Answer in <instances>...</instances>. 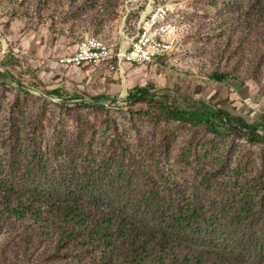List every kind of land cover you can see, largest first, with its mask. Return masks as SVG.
I'll return each instance as SVG.
<instances>
[{"label": "trees", "instance_id": "16d2710c", "mask_svg": "<svg viewBox=\"0 0 264 264\" xmlns=\"http://www.w3.org/2000/svg\"><path fill=\"white\" fill-rule=\"evenodd\" d=\"M222 2L229 9L239 3L251 20L236 21L220 8L212 26L221 30L213 55L221 61L255 48L257 63L249 67L263 71L264 0ZM235 26L236 35L224 33ZM18 59L11 56L5 64L17 66ZM239 68L214 65L208 76L234 81ZM66 89L48 93L68 98ZM148 89L135 86L127 98L137 102ZM21 103L10 105L0 121V264H264V163L245 175L233 153L217 147L228 132L250 146L264 145L257 129L239 133L219 120L227 115L224 109L213 111L201 102L177 105L187 118L176 116L177 109L163 111L218 134L210 143L216 146L208 149L203 139L196 154L191 137L181 158L193 162V174L175 179L160 173L151 156L132 153L114 118L108 136H97L104 125L81 114L80 107L104 109L100 103H63L72 123L51 126L48 133L42 114Z\"/></svg>", "mask_w": 264, "mask_h": 264}, {"label": "rangeland", "instance_id": "374dc122", "mask_svg": "<svg viewBox=\"0 0 264 264\" xmlns=\"http://www.w3.org/2000/svg\"><path fill=\"white\" fill-rule=\"evenodd\" d=\"M163 2L174 4L172 18L178 24L177 44L172 54L150 64L119 62L114 55L81 68H63L58 64V58L72 52L87 34L100 36L112 53L116 52L128 43L141 16L152 5ZM239 7L237 3L229 9L222 0H0V78L3 80L0 121L10 105L25 101L28 107L42 114L48 133L51 126L60 128L72 123L63 103H100L104 109L80 107L81 114L104 125L97 130V136L102 133L108 136L114 118L117 133L132 153L151 156L160 173L185 179L193 174L195 165L181 158V150L193 137L192 153L196 154L205 145L204 140L210 144L218 134L206 126H192L187 121L168 117L163 111L177 109L176 116L187 118L188 114L177 105L189 108L201 102L213 111L224 109L227 115L220 116L219 120L231 123L237 132H251L254 128L264 136L261 127L264 124V70L253 72L249 67L257 63L256 49L226 56L221 61L213 55L216 35L221 30L212 26L220 8L225 10L224 15L234 16L236 21L251 20L245 8ZM237 27L228 31L232 27L225 28L224 33L236 35ZM11 56L19 58V65L6 66ZM232 64L240 65L234 81L219 83L208 76L214 65ZM33 80L41 87L29 83ZM64 86L70 91L65 93L68 98L48 93L50 89ZM135 86L149 88L148 94L137 102L127 98L128 91ZM36 92L47 93L50 98ZM117 108L120 110H114ZM239 117L243 118L242 123L230 122ZM219 140L218 149L233 153L235 167L242 165L241 173L250 174L257 170L254 166L264 163V145L250 146L235 132H228L222 142L221 137ZM155 142H158L157 150L152 149ZM212 146L216 144H210L208 149ZM249 159L254 163L248 165ZM187 162L191 165H184Z\"/></svg>", "mask_w": 264, "mask_h": 264}, {"label": "built area", "instance_id": "2783aa9c", "mask_svg": "<svg viewBox=\"0 0 264 264\" xmlns=\"http://www.w3.org/2000/svg\"><path fill=\"white\" fill-rule=\"evenodd\" d=\"M172 2L152 5L139 19L135 32L126 47L112 53L109 44L103 38L87 34L76 48L58 58L63 68H81L115 56L119 62L130 64H150L158 62L163 56L173 53L177 40L175 33L178 24L172 18Z\"/></svg>", "mask_w": 264, "mask_h": 264}, {"label": "water", "instance_id": "95a60500", "mask_svg": "<svg viewBox=\"0 0 264 264\" xmlns=\"http://www.w3.org/2000/svg\"><path fill=\"white\" fill-rule=\"evenodd\" d=\"M14 80L16 81V82H18L19 83V81H18V79H16L15 77H14ZM20 84V83H19ZM24 87V86H23ZM26 88V87H25ZM123 89H124V87H123ZM125 90V89H124ZM36 94H38V95H41V96H44V97H47V98H50V96L47 94V93H44V92H36ZM104 103V102H103Z\"/></svg>", "mask_w": 264, "mask_h": 264}, {"label": "bare ground", "instance_id": "6f19581e", "mask_svg": "<svg viewBox=\"0 0 264 264\" xmlns=\"http://www.w3.org/2000/svg\"><path fill=\"white\" fill-rule=\"evenodd\" d=\"M126 44H127V43H126ZM125 47H126V45L124 44V45L121 47V49L123 50Z\"/></svg>", "mask_w": 264, "mask_h": 264}]
</instances>
